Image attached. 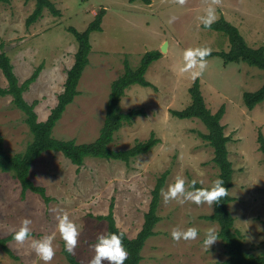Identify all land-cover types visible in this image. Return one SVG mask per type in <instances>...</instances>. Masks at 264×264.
Masks as SVG:
<instances>
[{
	"label": "rangeland",
	"instance_id": "obj_1",
	"mask_svg": "<svg viewBox=\"0 0 264 264\" xmlns=\"http://www.w3.org/2000/svg\"><path fill=\"white\" fill-rule=\"evenodd\" d=\"M59 10L55 16L47 9L34 24L25 20L34 8V0H9L0 3V39L13 65L19 83L30 77L38 66L40 74L24 99L37 102L38 120L47 118L62 92L67 70L77 50L69 28L84 31L102 9L105 14L101 31L90 35L89 63L79 80L77 95L56 123L52 136L74 140L77 144L94 141L104 124L105 109L112 82L124 72L127 62L131 69L148 51L158 50L166 43L161 57L148 67L145 78L152 86L138 84L128 87L120 100L123 112L142 109L143 116L124 123L114 134L109 147L130 148L153 133L159 143L148 153L128 163L103 158H85L77 167L58 152H45L31 167L30 179L45 190V202L34 192L21 196V187L11 172L0 173V237L19 229L21 221L30 219L31 239L53 236L55 256L50 264H68L65 247L57 230V215L67 213L80 231L73 255L80 264H88L94 256L90 245L107 233V221L99 219L113 204L116 226L128 238H134L142 227L144 214L151 200L157 179L165 172L163 188L177 177L211 187L218 178L212 161L213 149L200 136L207 132L198 119H179L170 111L183 110L191 102L190 74L178 71L187 48L209 47L212 51H228L230 44L223 33L205 29L198 17L205 14V0H187L180 6L174 0H51ZM217 20L223 16L236 26L252 48H264V0H222L216 6ZM175 16L176 20L167 21ZM208 67L201 77V94L206 107L215 113L224 106L221 120L232 163L233 185L229 189L233 201L228 210L234 227L241 233L245 252L258 255L264 251V155L257 136H264V102L248 110L244 92L256 91L264 84V72L246 63L225 61L219 56L207 57ZM7 81L0 70V87ZM11 96H0V136L9 156L23 154L32 140L24 122V114L13 106ZM190 190V189H189ZM213 206L183 205L171 201L165 205L160 194L157 214L159 222L141 250L140 264H224L227 254L221 241L203 248L204 233L219 225L206 219ZM198 229V238L176 243L173 228ZM30 241L19 246L7 243L17 258L0 248V264H44L29 247ZM107 264V262H103Z\"/></svg>",
	"mask_w": 264,
	"mask_h": 264
},
{
	"label": "trees",
	"instance_id": "obj_2",
	"mask_svg": "<svg viewBox=\"0 0 264 264\" xmlns=\"http://www.w3.org/2000/svg\"><path fill=\"white\" fill-rule=\"evenodd\" d=\"M134 2L135 0H129ZM149 4V0H142ZM8 3L9 0H0V3ZM47 9L55 16H59V10L51 0H34V8L25 20V24L30 26L36 23ZM105 10H100L94 17L93 21L88 24L84 31H77L75 28H69V32L75 37L77 50L74 54V62L67 70L66 79L63 89L57 97L56 105L50 110L47 118L39 121L35 112L36 101L28 103L24 99V92L28 90L31 84L35 82L41 71L38 66L29 78L19 83L13 70V65L8 55L0 52V70L3 73L7 85L0 87V96H11L13 106L21 110L24 114L26 123L32 140L28 143L23 154L9 156L6 154L3 140L0 136V173L11 172L14 179L18 181L21 187V196L27 191L39 194L45 202L50 198L45 194L41 186H37L30 179L31 167L33 162L45 152H58L67 158L77 167L81 166L85 158H103L128 163L136 156L150 152L158 143L159 139L152 133L149 138L135 143L124 150H113L109 147L114 139V134L122 127L124 123H131L135 117L143 116L142 109H131L123 112L120 108V100L125 90L131 85L138 84L143 87H150L152 84L145 78V73L150 64L161 57L158 50L148 51L142 56L138 67L131 69L127 62L124 65V72L115 79L110 87V92L106 102L105 120L99 131L98 137L90 143L77 144L74 140H61L52 136V131L62 117L66 107L71 104L74 98L79 95L77 86L85 67L89 63V53L91 51L90 35L93 32L101 31V23ZM219 31L227 36L230 47L228 51H212L211 56L221 57L225 63H246L249 66L259 68L264 72V48L250 47L244 37L240 34L236 26L232 25L223 16H221L210 28ZM3 43L0 39V48ZM191 102L183 110H171L170 113L179 119H198L200 120L207 132L200 134L207 144L213 149L212 161L218 168V178L224 180V187L230 189L233 185L232 175L233 167L228 157L227 143L229 136L224 133V126L221 120L224 115V106H221L215 113H212L205 105L204 98L201 94L200 83L198 78L189 88ZM243 102L248 110H253L258 104L264 102V84L253 92H244ZM257 142L260 152L264 155V136L259 132ZM166 173H163L156 181L151 191V200L147 212L144 214V220L141 229L134 238H128L121 231L115 222L113 216V204L110 205L109 212L104 216H98L99 219L107 221V233H123L122 243L128 252V258L124 264H140L142 260L141 250L145 242L155 234L154 227L159 222L160 217L157 214V208L160 200L161 189L163 188ZM191 181V180H190ZM196 188H211L196 183ZM233 201V197L223 198L218 204L213 205V212L205 218L215 221L219 225V240L225 249L227 259L224 264H264V251L258 255L245 252L243 248V239L241 233L234 227V217L228 210V204ZM14 232L5 237H0V248L10 257L17 258L7 243L13 240ZM63 252L68 264H80V262L65 251Z\"/></svg>",
	"mask_w": 264,
	"mask_h": 264
},
{
	"label": "clouds",
	"instance_id": "obj_3",
	"mask_svg": "<svg viewBox=\"0 0 264 264\" xmlns=\"http://www.w3.org/2000/svg\"><path fill=\"white\" fill-rule=\"evenodd\" d=\"M180 6L187 3V0H174ZM222 0H205V14L198 17L200 23L205 29H210L217 20L216 6L221 4ZM176 17H171L167 23L172 24ZM212 49L209 47L187 48L183 51V64L178 71L181 75L188 73L190 78L195 81L201 77L208 67L207 57L211 55ZM197 181H187L185 177H177L175 182L167 187V190L161 189L163 203L169 204L171 201L183 205L191 202L197 206L208 205L210 208L218 204L223 198L228 197L229 190L224 185V180L217 178L213 181L211 188H196ZM190 189V190H189ZM57 230L65 244V251L70 255H75L78 246V237L80 231L77 225L69 219L67 213L57 215ZM32 221L23 219L18 230L14 232L13 240L19 246H24L30 241L29 247L44 262L50 264L55 256L53 247V236H45L42 239H31ZM123 233L101 234L97 237V242L90 245L94 251V256L88 264H124L128 258V252L122 243ZM172 240L176 243L183 241H193L198 238V229L189 227L186 230L173 228L171 231ZM219 239V233L216 228H208L204 233L203 248L208 251L210 246L215 244Z\"/></svg>",
	"mask_w": 264,
	"mask_h": 264
},
{
	"label": "water",
	"instance_id": "obj_4",
	"mask_svg": "<svg viewBox=\"0 0 264 264\" xmlns=\"http://www.w3.org/2000/svg\"><path fill=\"white\" fill-rule=\"evenodd\" d=\"M166 50V43H164L161 48H160V52H164Z\"/></svg>",
	"mask_w": 264,
	"mask_h": 264
}]
</instances>
